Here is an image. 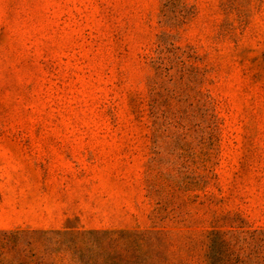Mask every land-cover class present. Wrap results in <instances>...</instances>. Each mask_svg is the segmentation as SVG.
<instances>
[{
    "label": "rangeland",
    "instance_id": "rangeland-1",
    "mask_svg": "<svg viewBox=\"0 0 264 264\" xmlns=\"http://www.w3.org/2000/svg\"><path fill=\"white\" fill-rule=\"evenodd\" d=\"M0 264H264V0H0Z\"/></svg>",
    "mask_w": 264,
    "mask_h": 264
}]
</instances>
